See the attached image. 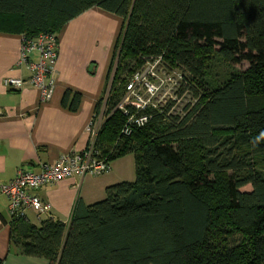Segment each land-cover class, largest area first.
Here are the masks:
<instances>
[{"label":"trees","instance_id":"obj_1","mask_svg":"<svg viewBox=\"0 0 264 264\" xmlns=\"http://www.w3.org/2000/svg\"><path fill=\"white\" fill-rule=\"evenodd\" d=\"M93 7L124 21L108 76L120 50L113 114L95 146L109 163L134 154L136 180L78 201L69 223L14 217L13 244L49 264H264V141L252 143L264 132V0H0V31L58 35ZM214 54L250 67L201 96L185 78L179 95L194 90L198 103L184 116L170 103L122 134L119 82L157 58L203 78ZM80 98L67 91L64 101L76 109Z\"/></svg>","mask_w":264,"mask_h":264},{"label":"crops","instance_id":"obj_2","mask_svg":"<svg viewBox=\"0 0 264 264\" xmlns=\"http://www.w3.org/2000/svg\"><path fill=\"white\" fill-rule=\"evenodd\" d=\"M124 21L115 14L93 7L70 20L58 34L56 90L44 101L36 87H8L6 79H28L26 66L19 67L22 34L0 31V187L11 182L20 168L40 171L42 163H54L63 154L83 151L91 141L90 127L96 123L97 106L105 99L109 71ZM33 59L37 60L35 54ZM67 91L79 93L76 109ZM72 98V97H71ZM136 180L134 154L114 160L100 176H75L37 190L52 207V216L26 218L35 225L53 218L69 223L78 201L92 205L106 198L110 185ZM9 199L0 192V258L4 264H49L42 258L20 254L12 242Z\"/></svg>","mask_w":264,"mask_h":264},{"label":"built area","instance_id":"obj_3","mask_svg":"<svg viewBox=\"0 0 264 264\" xmlns=\"http://www.w3.org/2000/svg\"><path fill=\"white\" fill-rule=\"evenodd\" d=\"M58 51L56 34L41 33L37 37L22 35L18 65L26 66L31 76L28 79L8 78L6 85L21 88L30 84L41 91L44 101H50L56 90ZM35 54L38 55L37 60L33 59ZM169 73L162 58H157L148 61L130 77L125 86V95L117 106L127 116L124 135H130L133 128L145 126L153 118V111L163 112L171 103L173 95L169 91L162 92L166 83L174 81ZM98 132L96 124L90 127L91 141L83 151L63 154L54 163H42L38 172L22 167L11 182L1 185L0 192L9 199L13 217H26L27 211L34 212L39 218L52 216L51 205L37 194V190L75 176H100L107 173L111 163L101 157L96 149Z\"/></svg>","mask_w":264,"mask_h":264},{"label":"rangeland","instance_id":"obj_4","mask_svg":"<svg viewBox=\"0 0 264 264\" xmlns=\"http://www.w3.org/2000/svg\"><path fill=\"white\" fill-rule=\"evenodd\" d=\"M119 55H120V50H118V54L116 56L107 95L104 99L103 104L100 107L101 109L96 119L95 124L99 130L98 135L101 132V129L105 124L106 120L113 114L112 110L110 109L109 103L107 104L106 102L111 93V86L116 74ZM208 65L209 66L207 67L206 73L203 78H198L192 72L186 71L182 68H177L172 71L169 70L170 72L169 75L170 77L173 78L174 81L168 82V84L166 83V85L162 89V92L164 93L169 91L173 95L174 98L171 99L170 101L171 103L172 102L174 103L171 109V113L174 116H184L186 112L185 108L187 106L190 105L192 107L198 103V97H195L194 90L193 91L186 90L182 95H179V92L182 89L185 78L188 79L189 82L192 81L193 84L198 87L199 96H201L203 95L204 92H211L214 89L221 86L234 73L244 72L250 67V64L248 62H243L242 64H238V65H232L227 61H225L223 58H221L218 54H214L213 56H211ZM130 75H131L130 73L122 74L123 78L130 77ZM126 82L127 81L124 80L123 82H119L118 85L116 86L117 88L116 93L120 94L121 100L125 95L124 90H125ZM262 102L264 104V99H262ZM116 109L117 107L114 109V111ZM245 189L250 190L251 186H248Z\"/></svg>","mask_w":264,"mask_h":264},{"label":"clouds","instance_id":"obj_5","mask_svg":"<svg viewBox=\"0 0 264 264\" xmlns=\"http://www.w3.org/2000/svg\"><path fill=\"white\" fill-rule=\"evenodd\" d=\"M261 141H264V132H261L258 136L254 137L252 143L258 145Z\"/></svg>","mask_w":264,"mask_h":264}]
</instances>
